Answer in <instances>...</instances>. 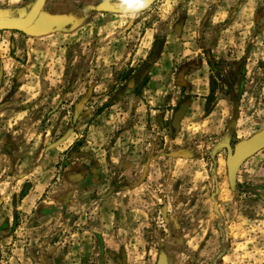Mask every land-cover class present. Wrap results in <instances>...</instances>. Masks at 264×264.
Masks as SVG:
<instances>
[{
  "label": "rangeland",
  "instance_id": "rangeland-1",
  "mask_svg": "<svg viewBox=\"0 0 264 264\" xmlns=\"http://www.w3.org/2000/svg\"><path fill=\"white\" fill-rule=\"evenodd\" d=\"M103 1L44 0L65 31L0 30V264H264V149L227 163L264 131V0L220 49L179 34L186 0Z\"/></svg>",
  "mask_w": 264,
  "mask_h": 264
},
{
  "label": "water",
  "instance_id": "water-1",
  "mask_svg": "<svg viewBox=\"0 0 264 264\" xmlns=\"http://www.w3.org/2000/svg\"><path fill=\"white\" fill-rule=\"evenodd\" d=\"M155 0H142L133 3H117L105 0L93 9L97 12L128 14L141 12L151 6ZM44 0H37L30 11L24 16L0 17V30H18L29 36H44L53 32L65 31V27L71 24L73 18L52 17L43 12ZM264 149V131L254 135L248 140L239 143L235 153L228 158V167L231 180L234 178L239 165L247 158ZM157 264H169L167 256L162 254Z\"/></svg>",
  "mask_w": 264,
  "mask_h": 264
},
{
  "label": "crops",
  "instance_id": "crops-1",
  "mask_svg": "<svg viewBox=\"0 0 264 264\" xmlns=\"http://www.w3.org/2000/svg\"><path fill=\"white\" fill-rule=\"evenodd\" d=\"M216 1L218 0H186L189 4L187 7L188 12H183L184 20L177 30L179 34H181L183 30L198 31V29H200V32L208 31L210 33L214 31L218 33V36L216 40L213 38L210 39L211 42L209 47L215 49L218 46L220 49L225 46L228 48L236 46L238 43L237 37L233 35L249 32V28L254 24V21L258 17V12L255 8H252V10L248 12L244 11L247 6V0H235L238 2H236L234 8L233 5H229L228 3V1L233 0H226L227 4L225 8L221 6L217 8L215 6V4H217ZM179 17L182 18L181 14H179ZM177 37H174L173 39H176ZM178 39L186 41V37L184 36L182 38L178 37L176 41ZM207 42L208 41H205V43ZM196 44L201 45L202 42H197ZM185 46L193 47L194 44H183V47ZM208 91L204 88L202 95H208Z\"/></svg>",
  "mask_w": 264,
  "mask_h": 264
}]
</instances>
